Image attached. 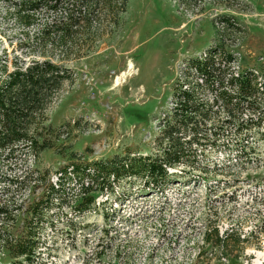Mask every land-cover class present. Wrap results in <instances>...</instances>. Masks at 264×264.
Returning <instances> with one entry per match:
<instances>
[{
    "label": "rangeland",
    "instance_id": "obj_1",
    "mask_svg": "<svg viewBox=\"0 0 264 264\" xmlns=\"http://www.w3.org/2000/svg\"><path fill=\"white\" fill-rule=\"evenodd\" d=\"M14 1L0 0V60L11 67L15 59L49 58L66 67L71 79L45 110V125L58 135L54 146L37 157L20 155L11 170L0 167V198L23 200L21 210H13L15 222L2 227L13 236L21 231L24 208L41 195L38 173L47 170L56 182L71 154L90 162L127 151L154 152L185 59L201 55L220 37L235 66L252 68L264 80V0H127L117 24L111 13L94 14L92 28L78 34L74 45H48L45 51L32 35L55 14L41 10L33 16L36 24L23 28L15 21ZM225 16L238 28L227 26ZM128 61L133 75L127 74ZM257 135L250 162L239 160L236 151L209 150L206 183L178 178L157 192L138 178H123L112 193L98 194L96 208L85 214L66 202L54 207L40 232L45 264H264V123ZM4 173L26 177L31 188L22 192L12 185L6 194ZM65 178L61 195L70 199L78 184ZM215 230L246 240L229 241L225 248Z\"/></svg>",
    "mask_w": 264,
    "mask_h": 264
},
{
    "label": "trees",
    "instance_id": "obj_2",
    "mask_svg": "<svg viewBox=\"0 0 264 264\" xmlns=\"http://www.w3.org/2000/svg\"><path fill=\"white\" fill-rule=\"evenodd\" d=\"M126 4L127 0H15L12 12L16 23L27 29L36 24L35 13H54L53 18L39 24L32 37L44 51L48 45L62 50L67 44L74 45L78 34L89 32L94 14L105 17L111 13L117 24ZM232 18L225 16L223 22L238 28ZM235 62L223 37L201 55L185 59L173 87L174 105L161 118L154 152L132 155L127 151L90 162L71 154L56 182L50 181L47 170L38 173L35 179L43 185L41 195L24 208L17 236L2 227L15 222L17 211L13 210H21L23 200L13 195L0 198V264H45L40 232L49 219L47 212L64 202L76 214H85L96 208L98 194L112 193L123 178H138L143 187L157 192L178 178H200L206 183L213 162L209 150L236 151L239 160L250 162L257 150L255 136L264 123V80L254 69L235 66ZM10 65L0 60V167L11 170L10 163L20 155L37 157L54 146L52 141L58 135L51 134L53 130L45 125V110L71 74L49 58L15 59ZM45 132L51 134L50 139ZM177 168L178 173L172 171ZM3 177L9 184L6 194L11 193L12 185L18 191L31 188L26 177L5 173ZM63 177L78 184V192L70 199L61 195ZM232 235L226 232L222 237L214 232L217 244L225 248L229 241L239 245L246 240L238 235L231 240ZM204 241L210 239L204 236Z\"/></svg>",
    "mask_w": 264,
    "mask_h": 264
},
{
    "label": "bare ground",
    "instance_id": "obj_3",
    "mask_svg": "<svg viewBox=\"0 0 264 264\" xmlns=\"http://www.w3.org/2000/svg\"><path fill=\"white\" fill-rule=\"evenodd\" d=\"M140 2H142V0L141 1H139V4H140ZM151 58V57H150ZM127 67L128 68H126L127 69V74L128 75H133V74H135V67H134V65L132 64V62L131 61H128V63H127ZM126 74V72H124V75ZM132 77V76H131ZM117 80V79H116Z\"/></svg>",
    "mask_w": 264,
    "mask_h": 264
}]
</instances>
